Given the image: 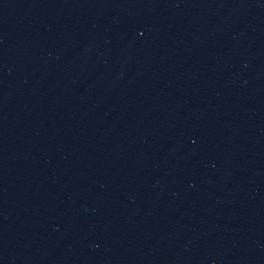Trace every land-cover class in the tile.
I'll return each instance as SVG.
<instances>
[{
	"label": "water",
	"instance_id": "obj_1",
	"mask_svg": "<svg viewBox=\"0 0 264 264\" xmlns=\"http://www.w3.org/2000/svg\"><path fill=\"white\" fill-rule=\"evenodd\" d=\"M0 264H264V0H0Z\"/></svg>",
	"mask_w": 264,
	"mask_h": 264
}]
</instances>
